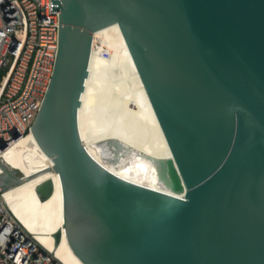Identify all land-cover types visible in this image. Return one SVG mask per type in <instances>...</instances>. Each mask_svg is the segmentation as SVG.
Listing matches in <instances>:
<instances>
[{"label":"water","instance_id":"obj_1","mask_svg":"<svg viewBox=\"0 0 264 264\" xmlns=\"http://www.w3.org/2000/svg\"><path fill=\"white\" fill-rule=\"evenodd\" d=\"M59 10L52 74L30 125L56 173L63 233L83 264H264V0H50ZM116 24L169 157L159 187L112 172L86 149L78 110L93 35ZM109 162L131 147L106 140ZM58 238V233L56 234Z\"/></svg>","mask_w":264,"mask_h":264},{"label":"bare ground","instance_id":"obj_2","mask_svg":"<svg viewBox=\"0 0 264 264\" xmlns=\"http://www.w3.org/2000/svg\"><path fill=\"white\" fill-rule=\"evenodd\" d=\"M88 68L78 110L83 144L95 159L117 175L159 187L149 157L165 158L170 154L116 24L94 33ZM126 73L131 78L130 93L124 89L122 80ZM111 138L135 152L123 155L117 163L109 162L105 142ZM10 153L18 157L6 162L5 157ZM2 161L17 171L24 168L27 178L51 166L50 159L37 146L31 133L21 138ZM46 177L52 180V193L48 198L41 197L36 188L38 180L43 178L40 177L9 193V208L36 238L42 242L50 240L47 246L64 264H83L72 253L63 233L58 175L50 173Z\"/></svg>","mask_w":264,"mask_h":264},{"label":"built area","instance_id":"obj_3","mask_svg":"<svg viewBox=\"0 0 264 264\" xmlns=\"http://www.w3.org/2000/svg\"><path fill=\"white\" fill-rule=\"evenodd\" d=\"M58 15L50 0H0V160L30 133L57 53ZM8 201L0 187V264H64Z\"/></svg>","mask_w":264,"mask_h":264},{"label":"rangeland","instance_id":"obj_4","mask_svg":"<svg viewBox=\"0 0 264 264\" xmlns=\"http://www.w3.org/2000/svg\"><path fill=\"white\" fill-rule=\"evenodd\" d=\"M129 77H130V75H129L128 73H126V74L123 76L124 79L122 78V80L125 81V82H123V81H122V82L125 83V84H123V85L125 86L124 89L126 90L127 93H130V92L132 91V89H133V88H132V85H131V84H132V83H131V78H129ZM129 80H130V81H129ZM126 86H127V87H126ZM127 93H126V95H127ZM19 173L25 176V174H24V168L20 169V170H19Z\"/></svg>","mask_w":264,"mask_h":264},{"label":"flooded vegetation","instance_id":"obj_5","mask_svg":"<svg viewBox=\"0 0 264 264\" xmlns=\"http://www.w3.org/2000/svg\"><path fill=\"white\" fill-rule=\"evenodd\" d=\"M16 157H18V155H17L16 153H10V154H8V155L5 157V161H6V162H10V161H12V159H14V158H16Z\"/></svg>","mask_w":264,"mask_h":264}]
</instances>
